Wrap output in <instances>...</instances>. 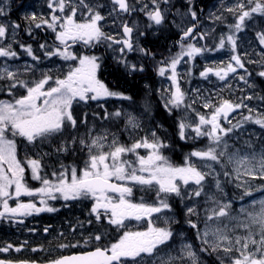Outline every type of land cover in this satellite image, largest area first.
Returning a JSON list of instances; mask_svg holds the SVG:
<instances>
[{"label": "snow or ice", "instance_id": "1", "mask_svg": "<svg viewBox=\"0 0 264 264\" xmlns=\"http://www.w3.org/2000/svg\"><path fill=\"white\" fill-rule=\"evenodd\" d=\"M12 8L0 0V223L66 210L42 229L43 264H264V0H43L23 24Z\"/></svg>", "mask_w": 264, "mask_h": 264}, {"label": "rangeland", "instance_id": "2", "mask_svg": "<svg viewBox=\"0 0 264 264\" xmlns=\"http://www.w3.org/2000/svg\"><path fill=\"white\" fill-rule=\"evenodd\" d=\"M217 2V0H215L213 3ZM212 3V4H213ZM43 4V0H25L23 2V4L16 9V11L18 12L19 10H21L25 5L28 6L29 11H41V7ZM211 4V5H212ZM211 7V6H210ZM13 11V10H12ZM19 14V13H17ZM16 13H13V16L17 15ZM20 15V14H19ZM19 22H21L22 24L24 23V21L22 20H18ZM43 36V33H41V37ZM25 40H27V37L24 38ZM33 43V47L35 48V42ZM216 55H220V57H217ZM212 59L216 60L217 62L223 60L225 63L227 62V58H226V54L225 53H221V54H213ZM197 69H199V65H197ZM198 78V77H197ZM194 82H198V79H196V81ZM201 87H205V88H210L212 87V85H208L205 82H200ZM214 92H216L215 94L220 95L224 98H228L229 96V91L227 89H225L223 92H221L219 90V88H215ZM253 133L260 135L261 131H253ZM255 196L259 197L261 194L260 193H254ZM26 199V198H25ZM65 211L66 210H62L60 213H56V214H47V213H41L38 216H33V217H29L26 221H25V225L24 227L21 226H12L15 229H17V234L19 235V232L22 231V235L24 236L25 240L28 241H45L44 235L42 233V226H47L49 224L54 225L56 224V229H58L60 227V225L63 223L64 218H65ZM48 215V216H47ZM2 224V225H1ZM8 225L5 223H0V233L1 235H3V230L5 227H7ZM28 228H36L37 231L36 233L33 235L31 233L28 232ZM8 234H6L7 236H10L9 234L11 232H7ZM14 239V240H13ZM13 241H24L21 239L20 236H15L13 235ZM12 240H4V241H12ZM5 245V244H4ZM3 245V246H4ZM16 247V246H14ZM10 251L8 253H0V257L6 254H9Z\"/></svg>", "mask_w": 264, "mask_h": 264}, {"label": "trees", "instance_id": "3", "mask_svg": "<svg viewBox=\"0 0 264 264\" xmlns=\"http://www.w3.org/2000/svg\"><path fill=\"white\" fill-rule=\"evenodd\" d=\"M212 1L213 0H196V3L199 6L205 7V10H206L207 7L211 4ZM169 35H170L169 33H165L163 38H160V39L152 38L153 44L150 45V46H152L155 49L157 48V49H160V50L164 51L166 45L167 46L171 45V40L168 39ZM104 77H105V79H104L105 82L109 83L110 86L125 88V89H128L131 93L139 95V90L142 87V84L139 81L130 82V83L126 84V83L123 82V80H121L120 84L118 85L117 84V74L114 73L111 68H108V69H106V71H104L103 78ZM149 79L152 80V82L155 85L157 84L156 80H153L152 77H149ZM162 118L163 117L161 116V119ZM176 155L173 156V160H174L175 163H180V162L176 161V159H175ZM178 155H180V154L178 153ZM3 233H4V231H3ZM4 237L5 236L1 235V233H0V244H2L4 242V240H5Z\"/></svg>", "mask_w": 264, "mask_h": 264}, {"label": "flooded vegetation", "instance_id": "4", "mask_svg": "<svg viewBox=\"0 0 264 264\" xmlns=\"http://www.w3.org/2000/svg\"><path fill=\"white\" fill-rule=\"evenodd\" d=\"M156 50L162 51V50L157 49V48H156ZM177 159L178 160L181 159L180 155L177 157ZM49 225H51V224H49ZM51 226H52V228L56 229V224L51 225ZM42 227L44 228L45 226H42ZM22 240H25L23 235H22ZM22 242L23 241H17V242H13L12 241L11 243L14 246H20V244ZM41 245L45 246V249H46V253L45 254H41L39 252L33 253V252L30 251L31 247H40ZM47 249H48V245H47L46 241H29L28 246L23 248L21 252L17 253L15 251H10V253L8 254V258L12 259L13 261L37 259V260H39L41 262V264H43V261L47 258ZM72 252H77V250H75V249H67V250L64 251V254L72 253Z\"/></svg>", "mask_w": 264, "mask_h": 264}]
</instances>
